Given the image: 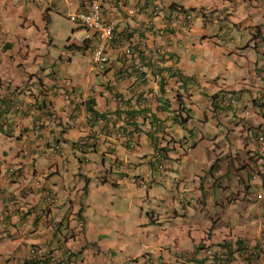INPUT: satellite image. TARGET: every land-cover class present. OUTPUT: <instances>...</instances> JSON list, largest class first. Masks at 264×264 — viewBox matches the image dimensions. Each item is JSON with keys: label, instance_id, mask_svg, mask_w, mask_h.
<instances>
[{"label": "crops", "instance_id": "crops-1", "mask_svg": "<svg viewBox=\"0 0 264 264\" xmlns=\"http://www.w3.org/2000/svg\"><path fill=\"white\" fill-rule=\"evenodd\" d=\"M87 1L90 0H65L68 16L82 8ZM145 1L127 0V4L123 6L119 3V12L109 13L107 18L118 16L120 18L118 31L121 35L124 34L122 38L121 35L119 37V45L113 42L109 46L108 53L112 55L114 62L117 55L120 57L122 52L128 50L122 59L129 57L135 59V66L147 77L148 84L141 87L140 90L149 89L151 90L150 94H154L159 87L158 81L162 78L168 80L163 88H168L167 94L162 90L161 103L160 100L156 102V106L160 104L159 107L152 108V117L161 121L160 124H155V121L148 124L146 120L143 126L146 130L150 128L149 131L154 129L155 135L158 137L161 130L168 131L173 139L170 140L165 136L167 139L163 140V136V139L159 137L163 141H155L153 144L150 143L153 140L149 141L147 137L144 139L141 137L144 147L147 146L146 149H149L147 155L142 153V150L141 152L129 151L122 138L119 137V128L112 129L111 122L106 120L103 124L97 120L93 121L96 126H108L110 130L114 131L112 136L93 138L94 143L88 145L89 139H82L87 137L83 133V129L90 116L86 111L85 100L88 97H93L94 108L97 111H113L117 105L114 95H111L103 84L96 89L90 86L83 89L81 86L75 85L68 77L58 78V74H54L45 61L52 55L50 51L46 52L41 48L42 40L35 41L34 38L33 41L32 38L30 41L27 32L29 30L34 33V30L24 24H13L12 20L9 21L7 17V13L18 16V11L21 8L27 14L30 11V8L27 7L28 4H36L41 11L42 4H47V9H50L55 0H0V264H48L47 259L53 255L61 254L64 249L72 251L70 264H102L105 259L99 263L97 258L104 255L105 252L112 254L119 249V244H114L119 243V236L122 235L121 237L125 238L127 232H132L126 231L124 221L119 222L120 212L130 214V202H126L128 203L126 208L124 198L129 195L126 190L132 185L131 181H135L139 186L146 182L148 187L159 188L168 180L171 168L169 160L172 159L173 154L177 153L175 139L177 131L175 129L185 126L188 113L186 112L187 115L184 117L185 113H179L176 109L178 116H175L170 109H168L170 111L167 110L166 100L170 94L176 93L174 94L176 99L178 102L181 101L179 98L182 95L181 88L177 85L180 84L178 76L186 75L188 77L185 83L189 84L188 92L191 91L189 96H192V90L196 89V85L200 82L193 73H187L188 63L183 59V51L190 48L189 40H192L194 48H196L195 37L200 31L195 23L199 20H206L212 11V14H219L220 18L222 17L225 21L227 19L231 21L236 9L241 5H244L245 15L251 9H255L254 12H260L264 18V11L259 9V4L264 0H224L220 6L221 10H219L220 7L211 5L207 6L208 8H200L201 11L198 15L191 14L194 23L192 22L189 31H187L185 18L183 20L180 16L174 15L177 13V9L186 10L182 4H177L178 7H176L172 5L173 1L150 0L148 2H152L151 5L159 4L161 11L158 15L153 16L151 21H148L151 5L146 4L145 7H142V2ZM226 3L228 4L225 7ZM130 9L135 10L134 15H127ZM111 10L116 12L117 8L113 7ZM178 13L182 15V13ZM205 13L206 15H203ZM25 19L28 20L29 17L27 16ZM263 28L257 26L255 32L262 36ZM77 31L79 35L82 34L81 30ZM129 35L132 36L130 45L126 40ZM181 46H184V49ZM258 48L262 53L264 48ZM188 57L190 58V56ZM114 66L116 67V65ZM94 73L96 72L92 71L90 66L86 78L90 79ZM101 75L108 78V76H112V71ZM129 82L128 79H125L116 89L121 94L127 95ZM224 91L216 93L212 99ZM254 97H256L255 94ZM15 102H19L22 106L21 115L18 117L13 116ZM210 104L212 109L213 104ZM64 106L65 108H62ZM178 108L180 112L183 110L180 106ZM67 109H73L74 115L70 114L69 117ZM230 110L226 109L217 114L226 115ZM39 121H43L44 125L39 127ZM152 135L155 138L154 134ZM74 141H81L82 145L77 146V142L73 143ZM161 141L165 145L164 148L159 145ZM54 143H60L63 148L68 150L66 157L59 158L53 155L50 147ZM245 147L252 148V150H248L249 156L253 153L261 156V153L264 152V149L254 151L255 148L252 145H245ZM91 154H99L102 157L100 167H103L104 172L100 170L99 175L92 172V176L100 181V185L103 184L105 187L106 184H109L118 187L119 182L116 179L109 180L110 171L115 169L118 172L120 183L123 186L119 188L122 192L115 190L116 197H118L115 202H119L120 210L116 209L112 212L105 204L94 203L89 199L83 201L82 197L86 193L85 188L89 186L87 182L90 179L85 176L86 184L80 188L75 180L76 175L81 179L82 172L75 169L84 158L85 163L82 165H84L85 171L91 172L92 159L89 158ZM150 154L153 155V158L157 156L154 159L162 165V168L152 164ZM77 156L83 157L79 159ZM107 156L111 158L109 166L105 165ZM154 159H152L153 163ZM142 161L145 162L144 165H141ZM244 162L246 160H243L240 168H244ZM8 166L15 167L14 174L5 171ZM60 166L66 169V174L61 175ZM239 180L245 190L249 189V181L246 182L242 176ZM37 182L54 193L56 201L53 205L44 207L40 201L39 190L35 193L29 191L36 187ZM255 183L260 185L261 180ZM223 185L221 183V186ZM211 186L212 184L209 183L205 186L201 185V188H204L202 199L204 206L210 200ZM191 199L194 201L192 197ZM213 201L215 204H219L220 200L213 197ZM110 203L114 204V201ZM244 205H248L246 199ZM149 215L150 212L146 213V216L149 217ZM258 216V210H256L252 218L241 219L239 223L241 229H236L227 223L226 231L223 230V226L213 220L210 227L203 232L197 227L194 229L195 233L191 230L188 231L190 244L186 245H184V236L180 239L171 232L166 233L162 227L159 229L163 230L160 231V234L156 235L155 229L153 232L150 231L153 234L148 232V238L144 236L143 232H137L134 229L133 236L128 241L129 247L125 252V262L151 264L150 260L152 259L153 264H206V256H203L199 251L205 245L211 249L223 247L222 243L232 245L231 237L236 233L250 236L251 243H254L258 238L259 228L257 225L260 221L257 219ZM262 216L264 219V214L260 218ZM107 218L117 220L118 230L116 232L115 229L104 231L107 226L102 222H107ZM141 222L140 224H142ZM151 222L154 226L159 224L154 220ZM248 223L251 224V228H243L242 224L247 225ZM262 227H264V220ZM191 234H195L196 237H192ZM105 235L109 238L110 246H107V242H105ZM114 236H116L115 239ZM98 242L103 243L102 247L98 245ZM198 245L200 246L199 250ZM184 251L193 253L184 261L177 260V256ZM238 264H264V254H260L259 257H251L248 262Z\"/></svg>", "mask_w": 264, "mask_h": 264}, {"label": "rangeland", "instance_id": "rangeland-1", "mask_svg": "<svg viewBox=\"0 0 264 264\" xmlns=\"http://www.w3.org/2000/svg\"><path fill=\"white\" fill-rule=\"evenodd\" d=\"M166 1L182 4L189 14L196 13L198 15L201 11L200 8H208L207 6L211 5L219 8L224 0ZM47 6V4H42L41 11L36 4H28L27 7L30 8V11L27 14L21 8L18 11V16L7 13V17L9 21L12 20L13 24H24L34 30V33L28 30V37H30V41L32 38L33 41L34 38L35 41L42 40L41 48L46 52L50 51L52 55L45 61L53 73L58 74V78L68 77L75 85L81 86L83 89L86 86L96 89L101 84H105L104 81H108L111 76L106 78L100 73H94L90 79L86 78L90 67L88 51H71L66 48L69 44H75L71 30L78 25L70 21L65 0H55L50 9H47ZM254 10L251 9L245 15L244 5H241L236 9L231 21L229 19L225 21L222 17L220 18L219 14H212V11L209 13L212 16L210 15L211 18L208 21L199 20L195 23L200 31L195 37L196 48H194L192 40H189L190 48L183 51V59L188 63L187 73H193L200 82L196 85V89L192 90V96L188 95L191 91L188 92L184 87L180 91L183 94L182 106L186 108L185 111L189 118L184 127L175 129L177 131L175 135L177 153L173 154L172 159L169 160L171 168L168 180L159 188L148 187L146 182L139 186L135 181H131L132 185L126 190L129 195L126 198L123 197L126 208L128 207L126 202H130V214L118 212H120L119 222L124 221L126 231L132 232H127L125 238L121 237L122 235L119 236V243H114L115 245L119 244V249L112 254L103 253L104 255L97 258L99 263L105 259L102 264H130L129 261L125 262V252L129 247L128 241L133 236L134 229L137 232H143L146 238L149 236L148 232H153L154 229L156 235L165 230L166 233L171 232L180 239L184 236V245H186L190 244L188 231L194 232L197 227L203 232L210 227L213 220L223 226V230L226 231L227 223L236 229H241L240 220L252 218L256 210H258L259 216L264 214V205L256 206L254 202L247 206L244 205L247 197L252 196L257 190L262 192L263 189H256L253 185L254 182H259L260 178L253 181L247 169L240 168L243 160L249 158L248 150H252L251 147L243 145V138L240 140V131L242 130L240 127L242 125L246 127L249 125L258 126L259 124L264 127V115L260 113L258 106L251 104L254 94L258 97L259 87L264 85V77L260 74L264 72V55L256 46L257 40L252 38L257 26L264 27V18L260 12L255 13ZM12 11L14 12V10ZM26 15L29 17L28 20L25 19ZM190 27H187L186 30L189 31ZM261 34V38H264V28ZM222 41L225 43H221ZM259 43L264 44V39H261ZM181 47L184 49V46ZM190 76L192 75L190 74ZM185 77L183 78L185 79ZM186 78L188 79V77ZM166 90L168 88L164 89L165 94H167ZM222 90L228 91L236 97L241 96L236 107L239 117L234 116L232 110L226 115L212 111L210 104L212 96ZM174 94L176 93L170 94L166 101L168 109L171 111L178 103ZM251 108L253 112L250 115L246 114V110ZM177 120L179 121V119ZM148 129L150 130V128ZM146 147L142 146V153L147 155L149 149ZM77 157L81 159L83 156ZM149 157H152L151 160L153 159V155L150 154ZM89 158L92 159L91 172L85 171V167L82 165L85 163L84 158L75 169L82 172L81 179L76 175L75 180L80 188L86 184L85 176L90 179L87 182L89 186L85 188L86 193L82 197L83 201L89 199L94 203L105 204L112 212L116 209L120 210L119 202H115L118 199L115 193L121 191L119 188L123 186L120 183L118 172L113 169L110 174L108 173L109 180L116 179L119 182L118 187L109 184L104 187L92 176V172L97 175L100 174V170L104 172L103 167H100L102 164L101 155L91 154ZM261 158L264 159V152L261 153ZM105 159V165L109 166L110 156ZM240 161H242L241 164ZM144 163L142 161L141 165ZM76 165L78 164L76 163ZM65 171V168L59 167L61 175L66 174ZM240 176L246 182L249 181V189H244L239 180ZM207 183L212 186L210 200L205 201L204 206L202 203L204 188L202 189L201 185L205 186ZM221 183L225 186H221ZM191 197L194 201L190 200ZM213 197L220 200L219 204H215ZM221 200L223 201L221 202ZM111 201H114V204L110 203ZM149 212L148 217L146 213ZM152 220L159 224L154 226ZM102 223L107 226L104 231L115 229L116 232L118 230V222L115 218H107V222L103 221ZM161 227L163 230H159ZM152 232L150 233L153 234ZM115 237L113 238L115 239ZM192 237H196V235L193 234ZM105 242H107V246L111 245L108 243L107 235H105ZM98 245L102 247L103 243L98 242Z\"/></svg>", "mask_w": 264, "mask_h": 264}, {"label": "built area", "instance_id": "built-area-1", "mask_svg": "<svg viewBox=\"0 0 264 264\" xmlns=\"http://www.w3.org/2000/svg\"><path fill=\"white\" fill-rule=\"evenodd\" d=\"M146 1L142 2V7H145ZM259 9L261 11H264V1L259 4ZM161 11V7L157 4H153L149 8V19L148 21H151L153 16H156ZM135 10L130 9L127 13V15H134ZM175 16H180L181 18H185L186 27H189L192 25V16L188 13H183V15L179 14L178 12L174 14ZM70 21L77 24L79 27H81L84 31L83 35H79L76 31L72 33V37L75 41V44L78 45H85V43L92 42L91 48H90V66L92 71L96 73L103 72L109 62V55H108V49L110 44L113 41L114 38V30L115 27L119 24L120 18L118 16H113L110 19H105L103 17V13L101 11V7L98 3V1H91L87 3L82 8L72 12L69 14ZM221 41V40H220ZM221 43H225V41H222ZM159 51V50H158ZM264 51V49L262 50ZM261 76L264 77V72L260 73ZM254 78V77H253ZM253 80V79H252ZM254 82L252 81V84ZM260 94H258V97H254L256 102H251L252 105H258L260 106V113L264 115V85L262 87H259ZM159 95V94H155ZM117 101L121 102L122 98H117ZM240 99L236 97L234 94H222L217 100V106L219 109L226 108V107H232L237 109V105L239 104ZM257 103V104H256ZM156 105V102H152L150 105L146 107H154ZM131 106L134 108L136 107V101L131 104ZM22 112V106L19 102H15L13 104V116H20ZM251 110H246V114H251ZM131 121V120H130ZM97 122H100L103 124L104 120L101 118H97ZM123 124L122 121H119V137L122 138L123 142H128L127 149L129 151L133 152H141L143 142L141 141L140 133H129L126 134L124 131L122 132L123 128L121 126L126 127L128 130H130L128 125H121ZM44 125L43 121L38 122V126L41 127ZM261 124L258 126H247L242 128L241 138H243L242 142L245 145H252L256 151L257 149L263 150L264 146V127ZM84 134L85 136H90L96 139H99V137L103 136H112L113 130H110V128L106 125L96 126L93 117L91 115L88 118V121L84 124ZM131 131L132 130L131 128ZM55 136V135H53ZM126 145V143L124 144ZM65 148V147H64ZM60 143H54L50 147V151L55 155L56 157L63 158L66 157L68 150ZM89 149V148H88ZM81 150V149H80ZM156 158V157H155ZM153 165H156L159 168H162V165L154 159ZM244 168L247 169L248 174L250 175V178L254 181L255 179L260 178L261 183L260 185L256 184L255 182L253 185L256 187V189H263L262 192H259L257 190L256 193H253L252 196L246 198V202L250 204L251 202H254L256 206L258 205H264V159L261 158L260 155L257 153H253L249 156L248 160L244 162ZM15 167L14 166H8L5 171H7L9 174L15 173ZM250 185V184H249ZM39 190L40 195V201L44 207H48L49 205H53L56 201V196L54 193L49 189L41 186L38 182L36 183V187L29 189L32 193H35ZM192 201V199H191ZM259 225L257 227L259 228L258 231V238L255 240L254 243H251L250 236L244 235V234H234L231 239L233 240L232 245L222 243L223 247L211 249L209 246L205 245V247L201 248L199 251L203 256H206V264H238V263H244L248 262V260L251 257H259L260 254H264V227H262L263 222V216L260 218L258 216ZM243 228L250 229L251 224L248 223L242 224ZM225 245V246H224ZM192 251L187 252H181L177 256V260L184 261L186 258L190 257ZM71 254L72 251L70 249H64L62 250L61 254L53 255L51 258L47 259L48 264H70L71 260ZM46 260V261H47Z\"/></svg>", "mask_w": 264, "mask_h": 264}, {"label": "trees", "instance_id": "trees-1", "mask_svg": "<svg viewBox=\"0 0 264 264\" xmlns=\"http://www.w3.org/2000/svg\"><path fill=\"white\" fill-rule=\"evenodd\" d=\"M148 1H150V0H146V2H147L146 4L151 5L152 2H148ZM98 3L101 7L103 17L105 19H108L107 16H109V13L119 12V3H121L122 6L126 5L127 0H101ZM172 5L176 6L177 4L174 3ZM113 7L117 8L116 12L111 10ZM176 7H178V6H176ZM210 15L211 14H209V17L206 18L207 21H208V19L211 18L212 15L211 16ZM73 30L74 29H72V31ZM120 35H121V33H119L118 26H117L116 29L114 30L113 42L118 43V45H119ZM123 35L124 34L121 35V38ZM131 37H132L131 35L126 37L128 44L131 43V41H130ZM91 43L92 42H88L82 46H78L75 44H69L66 46V48L71 50V51H74V50H88V51H90ZM159 48H161V47H159ZM127 52H128V50H127ZM127 52H122V55L120 57H119V55H117L116 58L114 59V62L112 61L113 60L112 55L108 53V55H109L108 65H107L106 69L100 73V74H106L109 71H112V76L110 77V79H108V82H106L103 85L106 88V90L109 91V93L111 95H114L115 99L122 98V101L121 102L116 101L117 105L113 111H108V110L97 111L94 108L93 97H88V99L85 100V102H84L85 107H86V111L89 112L91 117H93V120H97V118H101L104 121L106 120L107 122H111L110 127L112 129H118L119 128V121H122L123 124H121V125H128L130 127L129 128L130 130H128L126 127L121 126V128H123L122 132L124 131L126 134H129V133L133 134L136 131L137 133H140L139 136H141L143 139L145 137H147V139H149V141H152V140L154 141V142H150V143L155 144V141H157V138L153 137L151 131L145 129V127L143 126L144 125L143 123H144V121L147 120L148 124H150L152 121H155V124H157V121H159V120H155V118L152 117V113H153L152 111L154 108L155 109L158 108L160 104L157 106L155 105L154 107H146V106L150 105L153 101L158 102L160 100V103H161V96L155 95V94H161L162 90H164L163 85H165V83H166L165 80H167V79L162 78V80L160 81L158 90L154 94H150L151 90H149V89H146V91L140 90L141 87H145L148 84L147 77L145 76L143 71H140L139 68H137L135 66V59H133L131 57L122 59L123 56L127 54ZM114 65H116V67ZM125 79H128L130 81L128 84L127 95L121 94L116 89L119 86V84H121ZM188 86H189V84L188 85L186 83L184 84V89L187 91L189 90ZM72 95H74V94H72ZM238 98L241 100V96H238ZM134 101H136V107L133 108L131 106V104H133ZM254 102H256V101H254ZM1 103H2V101H1ZM163 103H164V101H163ZM166 107H168V106L166 105ZM215 107L217 108V104ZM62 108H65V106ZM162 108H163V106H162ZM167 110H168V108H167ZM224 110H225V108H222L220 113H222V111H224ZM67 111H68L69 117H70V114H71V116L74 115L73 109L72 110L67 109ZM87 121H88V119H87ZM131 128L134 131H131ZM82 139L83 140L89 139L88 145L94 143L93 137L87 136V137H84ZM76 142L74 141L73 143H76ZM128 142H129V139H128ZM128 142L127 141L124 142V144L126 143V147L128 146ZM80 145H82V142L78 141L77 146H80ZM199 247L200 246L198 245V250H199ZM196 249H197V247H196ZM150 261L152 262V263L150 262L151 264L154 263L152 259Z\"/></svg>", "mask_w": 264, "mask_h": 264}, {"label": "clouds", "instance_id": "clouds-1", "mask_svg": "<svg viewBox=\"0 0 264 264\" xmlns=\"http://www.w3.org/2000/svg\"><path fill=\"white\" fill-rule=\"evenodd\" d=\"M91 1H93V0H90V1H87L86 3H84L83 4V6H85L87 3H89V2H91ZM157 5H159V4H157ZM160 6V5H159ZM249 8V7H248ZM177 12H180V13H182V15H183V13H188L189 14V11L188 10H182V9H177L176 10ZM203 15H206V13L205 14H203ZM192 16V15H191ZM69 17V16H68ZM183 19V18H182ZM192 20H193V18H192ZM204 21H207V20H204ZM193 22V21H192ZM117 26H119V24L117 25ZM116 26V27H117ZM116 27H115V29H116ZM77 30H81L82 31V34L81 35H83V33H84V31H83V29L81 28V27H77V28H75L73 31H72V33L74 32V31H77ZM262 36L261 35H259L257 32H255L254 34H253V36H252V38L254 39V40H257V43H256V46L257 47H260V48H263V45L264 44H261V43H259L258 44V42H260V40L262 39L261 38ZM112 43H113V41H112ZM111 43V44H112ZM111 44H110V46H111ZM75 45H78V44H75ZM78 46H82V45H78ZM90 52V51H89ZM262 54H264V51H262ZM90 57V56H89ZM184 76H186V75H183V76H178L179 77V79H181L180 80V84H177L178 85V87H180L181 88V90H182V87H184V84H185V81L187 80V78L185 77V79L183 78ZM162 79H160L159 81H158V83L160 84V81H161ZM167 81L168 80H165V82L167 83ZM106 82H108V81H106ZM166 83H165V86H166ZM159 84H158V86H159ZM164 86V87H165ZM160 93V92H159ZM222 94H230V93H228V91H224V92H221V93H219V94H217L213 99H212V104H213V106H212V111L213 112H217V113H219V112H221V109H219L218 108V106H217V108L215 107L216 106V104H217V100H218V98L220 97V95H222ZM159 96H161L162 97V95L161 94H159ZM186 97H187V94H186ZM179 98H181V101L180 102H178V100H177V105H175V108H174V110L173 111H171L175 116H178L177 115V113H176V109H178V111L177 112H179V113H185V116L184 117H186V115H187V113H186V108L184 107V106H182V103H183V94L182 95H180L179 96ZM114 100L115 101H117V99H115V97H114ZM256 99L255 98H253L252 99V101L251 102H253V101H255ZM167 101V100H166ZM252 104V103H251ZM181 107L183 110L180 112V110H179V108L178 107ZM253 106H258V105H253ZM259 108H260V106H258ZM226 109H231L232 110V112H233V114H234V116H237V117H239L238 116V113H237V109H235V108H232V107H226L225 108V110ZM230 110V111H231ZM249 110H251L252 112H253V109L251 108V109H249ZM170 111V110H169ZM251 112V113H252ZM250 115V114H249ZM188 118H189V115H188ZM160 122L161 121H157V124H160ZM244 127H246L245 125H242L241 126V128H244ZM153 131V132H152ZM151 131V133L152 134H154V136H155V138H157V141H159V140H162L163 138V136H164V139L163 140H166L167 138H170V140H172L173 138H172V135H170V133L168 132V131H164V130H161L160 131V138H162V139H160L157 135H155V131H154V129ZM241 133H242V130L240 131V137H241ZM165 136H167V138H165ZM162 140V141H163ZM240 140H242V138H240ZM162 141L159 143V145H160V147L161 146H163L162 148H164V146L165 145H163V143H162ZM153 142V141H152ZM159 147V146H158ZM159 147V148H160ZM187 149H190V148H187ZM155 157H157V156H155ZM154 159V158H153ZM152 161V164H153V160H151Z\"/></svg>", "mask_w": 264, "mask_h": 264}]
</instances>
